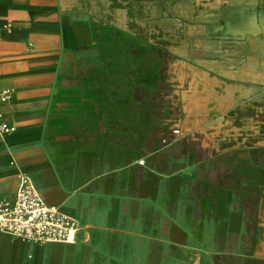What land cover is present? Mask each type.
<instances>
[{
    "label": "crops",
    "instance_id": "0c3cea01",
    "mask_svg": "<svg viewBox=\"0 0 264 264\" xmlns=\"http://www.w3.org/2000/svg\"><path fill=\"white\" fill-rule=\"evenodd\" d=\"M3 89L0 197L78 230L0 264H264V0H0Z\"/></svg>",
    "mask_w": 264,
    "mask_h": 264
},
{
    "label": "built area",
    "instance_id": "2783aa9c",
    "mask_svg": "<svg viewBox=\"0 0 264 264\" xmlns=\"http://www.w3.org/2000/svg\"><path fill=\"white\" fill-rule=\"evenodd\" d=\"M11 97V89L0 91V136L15 130L13 125L4 120L1 110L2 104ZM17 178L14 196L0 197V231L38 244L74 243L78 230L76 221L61 213L57 207L47 205L29 175L19 173Z\"/></svg>",
    "mask_w": 264,
    "mask_h": 264
}]
</instances>
